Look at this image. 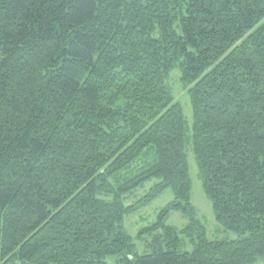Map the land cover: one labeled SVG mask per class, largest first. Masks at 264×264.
Listing matches in <instances>:
<instances>
[{
    "label": "trees",
    "instance_id": "1",
    "mask_svg": "<svg viewBox=\"0 0 264 264\" xmlns=\"http://www.w3.org/2000/svg\"><path fill=\"white\" fill-rule=\"evenodd\" d=\"M188 146L237 238L210 240L196 219ZM154 178L137 202L168 188L174 199L139 232L151 236L141 254L127 199ZM172 211L189 223L165 224ZM110 256L264 264V0H0V264Z\"/></svg>",
    "mask_w": 264,
    "mask_h": 264
},
{
    "label": "rangeland",
    "instance_id": "2",
    "mask_svg": "<svg viewBox=\"0 0 264 264\" xmlns=\"http://www.w3.org/2000/svg\"><path fill=\"white\" fill-rule=\"evenodd\" d=\"M177 31L181 33V28L178 27ZM166 84L183 108L185 116V136L186 139H189L193 135L194 113L191 97L181 82V71L179 69H174L167 78ZM186 152L192 178L191 201L196 209V219L206 228L207 237L210 240L237 238V233L227 230L216 220L213 203L203 188L200 169L192 147L188 146ZM158 181V178L147 181L134 191L129 198L130 200L127 199V204H133L135 210L125 216L124 225L127 232L134 237L138 252L141 254L145 253L147 250L146 242L151 239V236L145 235L142 239H139L137 237L139 232L141 229L151 226L158 221L161 210L174 199L173 192L168 188L146 203L142 204L141 202H137L138 200L143 199ZM163 222L178 229L183 228L189 223L188 219L185 218L180 211L170 212L168 216L163 219ZM194 233L196 235L198 231H195ZM194 248L195 244L193 243L191 236L182 235L180 249L182 251H193ZM106 264H116V257H108L106 259Z\"/></svg>",
    "mask_w": 264,
    "mask_h": 264
}]
</instances>
